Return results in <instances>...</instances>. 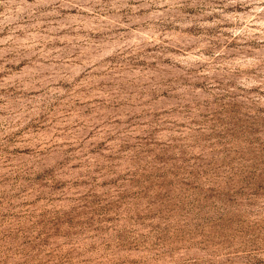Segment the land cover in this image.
Masks as SVG:
<instances>
[{
    "label": "rangeland",
    "instance_id": "374dc122",
    "mask_svg": "<svg viewBox=\"0 0 264 264\" xmlns=\"http://www.w3.org/2000/svg\"><path fill=\"white\" fill-rule=\"evenodd\" d=\"M251 10L229 0H0V123L13 121L14 140L0 146V226L71 212L64 229L81 250L126 246L90 254L103 264L255 247L264 25ZM52 168L65 185L55 192L43 186L51 176L31 187L16 179Z\"/></svg>",
    "mask_w": 264,
    "mask_h": 264
},
{
    "label": "clouds",
    "instance_id": "9594fccd",
    "mask_svg": "<svg viewBox=\"0 0 264 264\" xmlns=\"http://www.w3.org/2000/svg\"><path fill=\"white\" fill-rule=\"evenodd\" d=\"M103 0H86V3L89 6H96L101 4ZM148 2V0H146ZM165 4L169 3L170 0H150L151 4L156 3ZM230 3H244L251 6L250 15H252L255 21L260 22L264 25V0H229ZM130 25L132 21H129ZM128 35L131 36L133 33L129 29ZM128 47H131L129 44ZM123 54V48H121V55ZM126 59V57H124ZM135 59H138L135 58ZM93 71L97 72V75L103 77L109 75L105 73L102 69ZM90 73L85 70V76H89ZM111 79L114 81L116 77L112 76ZM118 82L119 86L124 89H130V85L127 82V79L124 77L120 78ZM113 86H116L115 84ZM65 87L73 88L74 85L68 83ZM59 99V97H58ZM119 99V97H117ZM113 109H117L118 105L113 104ZM94 110V109H93ZM129 116L132 115L131 112L128 113ZM48 119V113H44L37 121L32 125L33 128H38L42 125L44 120ZM13 121H9L8 127H5L3 123H0V146L5 145V137L9 141L14 143L13 137L8 136V129L12 127ZM162 123V122H161ZM52 126L49 125V130ZM87 129H85L86 131ZM158 134V133H157ZM19 135V133H17ZM83 135V133H81ZM103 147L106 145H100L94 151L100 152ZM129 146H125V149ZM131 147H135L132 145ZM46 155V153L42 154ZM62 162L59 167L63 166ZM31 171V169L29 170ZM48 176L56 181L54 184H47L45 181ZM16 179H24L28 181V186L31 187L33 184H38L45 182L44 187L51 188L53 192L62 189L65 185L64 182H61L56 179V169H45L43 173L38 174L35 177L32 176H23L17 177ZM6 182V181H5ZM21 193L17 195H22ZM44 196H41L40 199H44ZM16 205H13L15 207ZM11 215V213H8ZM47 213L36 223L31 226L27 224L17 223L15 226L11 227H2L0 226V264H103L99 257L91 256L92 253H99L101 246H103L104 251L100 253L103 257H108L110 254L112 256H119L121 253L126 251V246L124 244L117 245L113 247L107 242L101 241L100 244L93 243L90 247L81 248L77 245L73 237L76 235L73 231L65 230L64 225L68 223V220L65 217H71V212L65 213L63 216L57 214L55 219H47ZM257 217L264 216V213L257 212ZM30 218V217H29ZM251 227L256 228L257 230L264 228V221L259 219L251 220L248 222ZM43 226V227H41ZM37 229H41L37 233ZM64 236L68 239L63 242H54L52 237ZM54 246L51 248V251L48 250L50 245ZM128 248L134 247L133 244L127 245ZM176 251H179L178 249ZM171 255V253H169ZM88 259H83L84 257ZM159 259V257H157ZM264 264V234L261 235V238L257 240L256 246L252 247L249 243H245L243 246H235L223 248L218 251H213L210 249H205L203 253L196 254H181L180 260L177 264ZM108 264H145L144 261H131L129 262L126 259L110 260Z\"/></svg>",
    "mask_w": 264,
    "mask_h": 264
}]
</instances>
